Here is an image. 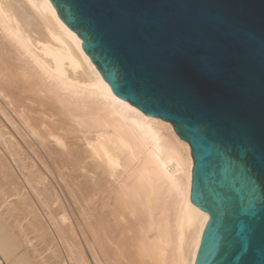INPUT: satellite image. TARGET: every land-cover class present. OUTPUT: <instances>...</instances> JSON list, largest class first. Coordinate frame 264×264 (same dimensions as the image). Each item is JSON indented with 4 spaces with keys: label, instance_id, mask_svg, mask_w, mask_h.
Here are the masks:
<instances>
[{
    "label": "bare ground",
    "instance_id": "1",
    "mask_svg": "<svg viewBox=\"0 0 264 264\" xmlns=\"http://www.w3.org/2000/svg\"><path fill=\"white\" fill-rule=\"evenodd\" d=\"M82 44L50 0H0V264H195L190 145Z\"/></svg>",
    "mask_w": 264,
    "mask_h": 264
},
{
    "label": "water",
    "instance_id": "2",
    "mask_svg": "<svg viewBox=\"0 0 264 264\" xmlns=\"http://www.w3.org/2000/svg\"><path fill=\"white\" fill-rule=\"evenodd\" d=\"M113 93L191 148L195 264H264V0H50Z\"/></svg>",
    "mask_w": 264,
    "mask_h": 264
},
{
    "label": "rangeland",
    "instance_id": "3",
    "mask_svg": "<svg viewBox=\"0 0 264 264\" xmlns=\"http://www.w3.org/2000/svg\"><path fill=\"white\" fill-rule=\"evenodd\" d=\"M58 193H59V195L61 196L62 200L64 199V201H65L66 198H67L66 195H65V193H64V192H60V191H58ZM69 217H70V216H69ZM23 251L25 252L24 249H23ZM24 252H23V253H24ZM87 254H88L87 256L89 257V256H90L89 253H87ZM46 256H47V255H46ZM28 257H29V256H27V257L25 256V258H24L23 260L26 259V260L29 261V263H33V262L35 261V260L32 259L33 257H32V258H31V257L28 258ZM39 258H40V260H41L42 256L39 257ZM47 258H48V256H47ZM89 258H91V257H89ZM30 259H31V260H30ZM32 260H33V261H32Z\"/></svg>",
    "mask_w": 264,
    "mask_h": 264
}]
</instances>
